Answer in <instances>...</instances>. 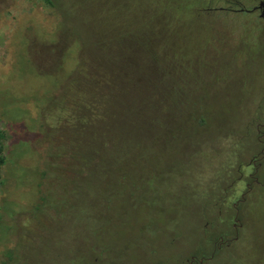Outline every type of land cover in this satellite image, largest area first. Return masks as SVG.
Instances as JSON below:
<instances>
[{
	"label": "rangeland",
	"instance_id": "374dc122",
	"mask_svg": "<svg viewBox=\"0 0 264 264\" xmlns=\"http://www.w3.org/2000/svg\"><path fill=\"white\" fill-rule=\"evenodd\" d=\"M52 1L0 0V264H187L240 201L205 264H264V21L228 0ZM154 48L176 103L152 112L117 77Z\"/></svg>",
	"mask_w": 264,
	"mask_h": 264
},
{
	"label": "trees",
	"instance_id": "16d2710c",
	"mask_svg": "<svg viewBox=\"0 0 264 264\" xmlns=\"http://www.w3.org/2000/svg\"><path fill=\"white\" fill-rule=\"evenodd\" d=\"M47 3L49 4H53L52 0H45ZM232 0H228V3H233L231 2ZM236 3V2H235ZM159 21L160 24L159 26L163 28H166L165 25H163V22H167L169 17H168V13L162 11H159ZM156 14V13H155ZM164 39L166 38V33L161 32V34ZM159 41V40H156ZM161 47H164L165 42H160ZM153 52H150L148 55H146V50L143 51L141 53V55L144 53L145 55L142 57L145 59H148L149 62V68H150V72L147 73V71H143V72H135L134 70V63H131L132 65L129 66V64L127 65V63L124 64V70L122 71V75L120 77H117L118 80H121L120 85L123 87V89L127 90L126 88L130 87L131 85H136V95L137 97L140 98V103L143 105H151L150 106V110L152 109L155 110L156 108H154V106L156 107H162L164 104L168 105L169 103H176L173 101V94L171 92V90L169 89V85H168V78L171 77L170 74H167V67L170 68V64L171 61H173L174 59H170V58L165 54L166 52H162V50H160L159 52L156 51V48L153 49ZM167 56V57H166ZM166 60L170 63H167ZM106 62V60L103 58L100 59V62H97V67L99 68L102 63ZM139 63L142 62V60L138 61ZM151 68H152V73H151ZM141 71V70H140ZM102 72L101 69H99V72H97L96 75L93 76V79H98V81H101L102 83L106 82V80L102 78ZM169 73V72H168ZM115 74L117 76H119V71H118V67L117 70L115 72ZM114 76H109L108 79L106 77V79L108 80V84L109 85H115L116 83H118L116 80L117 78H113ZM101 78V79H100ZM98 83V82H97ZM101 84V83H98ZM139 88V89H138ZM126 94V92H122V95ZM114 97V95H113ZM181 100V98H180ZM148 101V102H147ZM172 101V102H171ZM97 103L98 100L95 98H92L90 100V103H88V105H86V109L89 110V113L92 118L91 121L87 122L88 125H90V122H92L93 120L95 122H93L92 127L95 128L96 126V122H99L100 119L104 118V117H99V115H97V111L95 109L97 108ZM155 104V105H154ZM132 111H135L136 113V117L137 118V114H144V108L137 109V107L135 109H132ZM131 113H127V115H129ZM97 116V117H96ZM108 116V115H107ZM74 117V116H72ZM123 117H131V116H123ZM140 117V116H138ZM189 117L191 119H197L196 122L198 123V125H200L201 127L206 126V114L202 113V112H192L189 114ZM77 119L78 117H74V119ZM134 118V119H135ZM99 119V120H98ZM102 120H105L102 119ZM101 123V122H99ZM86 125V124H85ZM84 125V126H85ZM181 129V128H180ZM10 135H8L6 133L5 130H3L0 127V184H4L5 183V174L3 172V168L6 165V161H7V142H9L10 140ZM94 148V145H93ZM164 150H161V153H163ZM124 157V156H123ZM115 160H119L118 158H116Z\"/></svg>",
	"mask_w": 264,
	"mask_h": 264
},
{
	"label": "flooded vegetation",
	"instance_id": "af4514ba",
	"mask_svg": "<svg viewBox=\"0 0 264 264\" xmlns=\"http://www.w3.org/2000/svg\"><path fill=\"white\" fill-rule=\"evenodd\" d=\"M264 0H254V2H257V5H253L250 8L247 6L246 2H248V0H232L230 3L228 4V6H221L220 9H225V10H230V11H242L245 13H249L251 15H254L256 18V14L259 16L260 19H262L264 21V4H262ZM236 2V3H235ZM256 160H254L253 162H255ZM258 165L260 166L261 163L259 162L258 164L255 162L254 166L256 171L258 169ZM243 175V172H242ZM251 176H253V173H250ZM254 181H258L257 177H254ZM248 185L250 186V183H248ZM251 188V187H249ZM227 195V193H226ZM246 199V198H244ZM219 203V202H216ZM240 203H242L240 201ZM239 203V204H240ZM238 203H235L236 206V214L234 216V222L232 223V230H228L226 232V230H224L223 228H217L218 231L223 232V235H220L218 240L213 242L212 236L210 238L207 237L206 240L209 241L210 245H212V248L210 251H206V253H201L200 255H196V254H192L189 258L188 256L186 257V260L188 261L187 264H205L206 261H210L213 258H215L216 255H218L220 252H222L224 249L226 248H230L232 243L237 241L239 235H240V227L242 226V223L240 222L239 219V213L241 212V208L239 206ZM219 214L222 215L223 211L222 209L219 211ZM229 223V222H228ZM209 224V223H207ZM225 225V224H224ZM217 233L214 231V234ZM215 238V237H214ZM207 243V241H206ZM211 252V253H210ZM208 253H210V255H208ZM154 262V261H152ZM165 262H163L164 264ZM155 264H160L159 262H155Z\"/></svg>",
	"mask_w": 264,
	"mask_h": 264
},
{
	"label": "water",
	"instance_id": "95a60500",
	"mask_svg": "<svg viewBox=\"0 0 264 264\" xmlns=\"http://www.w3.org/2000/svg\"><path fill=\"white\" fill-rule=\"evenodd\" d=\"M262 4H264V1L262 2Z\"/></svg>",
	"mask_w": 264,
	"mask_h": 264
}]
</instances>
